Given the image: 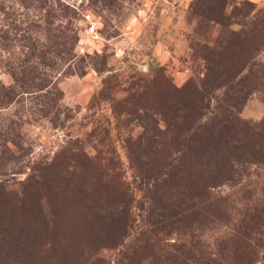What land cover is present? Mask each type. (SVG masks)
I'll use <instances>...</instances> for the list:
<instances>
[{"label":"rangeland","instance_id":"1","mask_svg":"<svg viewBox=\"0 0 264 264\" xmlns=\"http://www.w3.org/2000/svg\"><path fill=\"white\" fill-rule=\"evenodd\" d=\"M251 1L246 17L244 0H0V84L34 52L27 80L47 85L0 107V149L7 139L11 150L0 151V264L130 263L158 218L160 149H181L172 138L189 126L188 149H228L264 120V91L231 98L228 79L242 60L234 34L253 23L264 35V0ZM252 61L264 68V48ZM207 191L196 207L221 198L226 216L189 231L214 253L264 200V165ZM119 202L128 223L111 240L105 215ZM188 229L152 234L132 264H162Z\"/></svg>","mask_w":264,"mask_h":264},{"label":"trees","instance_id":"2","mask_svg":"<svg viewBox=\"0 0 264 264\" xmlns=\"http://www.w3.org/2000/svg\"><path fill=\"white\" fill-rule=\"evenodd\" d=\"M243 9L244 16L249 17L255 9L253 1L244 0ZM260 31L259 26L252 23L234 34L243 37L244 44L239 46L242 60L238 61L237 67L230 71L231 75L228 78L229 86L233 90L230 94L231 98L233 95L239 97L243 92L244 100L254 90L264 91V68L260 64H258L259 68H252L255 64L253 58L264 48V35ZM27 56L18 67L15 65L10 69L14 78L13 85L0 84V107H7L16 96L30 91L34 86L38 89L47 86L42 81L38 84L36 81H30V78L27 80V75L33 73L38 64V62L33 63L34 52H30ZM36 56L46 60L44 54ZM244 70L246 72L240 76L239 72ZM28 83L31 85L29 86ZM190 112L192 114V109ZM196 112L202 114L199 110ZM245 125L249 132L234 137L233 143L229 145L230 149H188L191 145L189 143L191 126L179 131L177 136L172 138L175 140L176 148L181 149H160L165 154L159 163L163 176L154 177V196L151 197V209H159L158 213L154 214L158 218L150 221V229L147 233L140 234L136 238L139 244L129 249L130 253L126 255L130 259L128 264L135 261L131 260V256H137L139 252L145 253V250H148L152 234L168 233L173 229H179L181 232L186 228L189 229L183 233L190 234V239L174 244L175 251H168L162 255V264H256L258 260L260 264H264V200L245 209L238 223L234 225V232L222 235L217 240L214 253L206 252L202 241L189 231L193 224H200L201 227L202 224L211 223L209 221L217 224L226 216L224 199L221 201V198H216L217 200L214 201L206 198L200 208L196 207L198 200L202 199L206 192L208 193V187L220 185L225 181L239 180L243 173L248 172L252 164L264 165V141L262 142L261 136L257 134L259 129L264 128V120L258 124ZM5 141L4 149H0L2 154L11 151L8 146L9 140L5 139ZM0 161L1 166L6 165V162ZM203 201L204 199L200 203ZM118 210L119 213L125 211V202H119L114 207V214L108 217L109 211H106L105 215L108 219L104 230L111 240L118 237L119 230L121 228L124 230L128 223V217L124 214L119 215ZM195 220L198 223H194Z\"/></svg>","mask_w":264,"mask_h":264}]
</instances>
